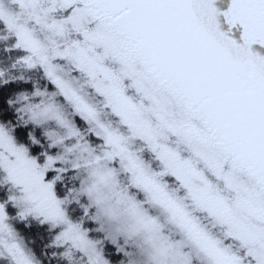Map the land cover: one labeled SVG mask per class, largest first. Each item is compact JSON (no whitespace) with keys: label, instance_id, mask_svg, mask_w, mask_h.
Instances as JSON below:
<instances>
[{"label":"snow or ice","instance_id":"obj_1","mask_svg":"<svg viewBox=\"0 0 264 264\" xmlns=\"http://www.w3.org/2000/svg\"><path fill=\"white\" fill-rule=\"evenodd\" d=\"M0 264H264V0H0Z\"/></svg>","mask_w":264,"mask_h":264}]
</instances>
